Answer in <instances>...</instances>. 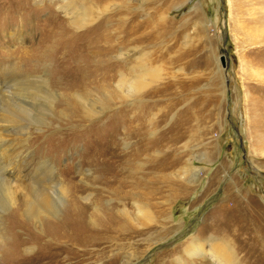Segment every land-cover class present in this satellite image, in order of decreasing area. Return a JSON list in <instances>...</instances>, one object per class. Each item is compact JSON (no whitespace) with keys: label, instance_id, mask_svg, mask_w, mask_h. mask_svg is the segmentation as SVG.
<instances>
[{"label":"rangeland","instance_id":"374dc122","mask_svg":"<svg viewBox=\"0 0 264 264\" xmlns=\"http://www.w3.org/2000/svg\"><path fill=\"white\" fill-rule=\"evenodd\" d=\"M57 1L0 0V118L11 116L16 125L5 130L0 121V137L7 140L0 141V264H21V256L7 261L4 252L14 234L23 233L18 225L10 233L8 217L34 186L40 162L78 173L109 141L129 159L122 176L136 231L102 232L86 249L80 246L75 259L67 261L64 253L49 264H211V254L186 252L192 238L210 234L233 248L232 264H264V0H77L95 19L79 27ZM134 25L137 32L128 35ZM127 36L140 39L154 71L133 98H123L114 81L104 87L97 76L78 90L102 105V113L89 119L82 106L74 114L64 95L45 91L40 75L55 59L87 56L88 68L104 73L111 58L100 51ZM158 86L167 88L158 92ZM149 141L148 155L134 159ZM7 163L12 175L3 170ZM75 181L86 193L98 188L93 176ZM96 193L101 199L89 209L90 227L97 229L107 210L129 223L114 193ZM51 196L58 208L48 216L60 217L63 203ZM136 204L147 205L151 220L136 213ZM22 219L50 239L42 224H31L33 216L23 213ZM53 250L57 246L39 250L42 259ZM36 251L30 243L21 255Z\"/></svg>","mask_w":264,"mask_h":264},{"label":"bare ground","instance_id":"6f19581e","mask_svg":"<svg viewBox=\"0 0 264 264\" xmlns=\"http://www.w3.org/2000/svg\"><path fill=\"white\" fill-rule=\"evenodd\" d=\"M77 3V0H58L56 6H58V9L64 13V16H66L67 19H71L70 22L77 25V27L94 21L95 19L90 13L91 7L89 8L85 3L80 2L79 5H82V11H80L78 10L79 5H77ZM60 25L65 28L64 21H60ZM140 26L141 25L139 24V27ZM135 28V25L132 26L128 35L137 32L135 31ZM139 40V38H130L127 36L117 44H108L104 46L100 51L102 52L101 55H104V57L109 56V58H111V62H107L108 60L106 61L107 66L105 67L106 72L104 73H100L98 71L100 69H89L90 58L87 56L86 58L80 55L62 56L55 59L53 66H50L49 70L40 75L42 82H44L45 85V87L43 85L45 91H50L49 93L51 95H56L59 98H62L64 95V104L71 105L70 107L74 114L79 115V106H82L84 112L83 115L87 116V118L95 117L97 113L101 112L103 110L102 105L97 101L95 102L92 98L84 97L78 90L82 86H86V84H91L97 76H101L99 81L103 82L104 87L107 88L109 85L111 86L114 81L115 87L117 88L116 90L123 94V98H133L153 81L154 72L150 69V65H148L149 52L138 47L137 43ZM115 59L123 60V66L115 65ZM114 69L115 71L112 74L110 71ZM52 82L54 88L50 86ZM1 84L2 82L0 83V91L2 90ZM3 88L5 89V87ZM166 88L167 87L164 88L158 86L157 88H154V90L164 92ZM147 93L151 94L153 93V90L144 92V95ZM71 95L74 96L72 102L70 99ZM77 105L79 106L76 107ZM9 117H2L0 118V121L7 124L5 130L10 129L12 131L15 129L16 125ZM0 141L3 144L7 142L3 137H0ZM97 141H101L100 137ZM149 142L137 148L136 152L132 154V157L136 159L144 153L148 155L150 151L149 148L152 144V142ZM113 143L114 141H109V144L106 143L103 148H99L91 165L86 168L81 167L78 173H75L71 167L61 169L59 167L57 168L55 165H51V163H47L46 161L40 162V166L32 174L35 183L34 186L27 187L26 196L22 198L21 202L15 204L14 209L8 217L11 220L10 233L14 234L13 230L16 225L22 228L23 233L14 234V236L12 235L13 240H11L4 249L7 261L14 257L18 258V256H21V264H49L54 257L64 253L66 254L67 261L73 260L75 259V256L81 255L78 248L82 246L86 249L88 245L90 246V244L97 240V234H101L102 232H119L122 234L135 233L136 228L135 224H133L135 219H132L133 215H130L126 204L128 201L125 202L126 194L128 196L130 193L129 190L125 189V181L122 176L126 171L125 166L129 163V159L125 160L126 155L122 154L120 149H116V146ZM156 143H159V141ZM155 160L156 158H150V162H155ZM161 163H165L164 157L161 159ZM9 165V163L5 164L3 170L12 175L13 172L8 170ZM174 165L175 163L171 166ZM188 166L191 171V165L188 164ZM61 172L63 175H61ZM59 175L61 177H59ZM78 175H81V177L93 176V180H95V183L97 184H95V186L99 189L97 188L95 191L86 193L87 189L83 188L75 181ZM192 175L196 176V172ZM103 191L114 193L117 196L118 203L116 202V206L120 207L118 209L119 212L123 213L125 217L130 218L128 224L122 223L121 217H119L117 213L108 212L107 210L103 215L99 214L102 216V219L101 225L97 229H93L89 226V223H87L88 221L86 222L89 209L93 204L97 205V200L101 199V197L98 198V195L96 196V192L102 196L105 195ZM51 193H56L59 202L63 203L64 209L60 217L48 216V212L58 208V204L53 201ZM84 193H86L85 196H83ZM5 194L6 201L11 203V197L7 196V192H5ZM135 207L137 210L136 213H139V215L145 220H151L152 215L147 205L136 204ZM234 212L229 210L230 214H234ZM23 213L33 216V220L30 221L31 224L35 221L36 223H40V225L42 224L45 229V234L49 235L50 239L44 240L43 236L33 231L30 223L22 219ZM41 215L45 217L44 221L41 219ZM217 221H213L211 224L212 227L210 228H213V225L215 227ZM30 243L35 244L38 251L32 256L21 255L22 248L29 246ZM52 246H57L58 251L56 250L54 252L53 250L48 256L44 257L45 259H42L39 250L42 252H48ZM232 249L233 248L229 246L226 240L220 239L214 234H210L206 238H192L186 246V252L190 257L204 255L206 259H209V254H211L213 257L211 261L214 260L211 264H232L233 262H236L234 261V253ZM7 261L3 259V263ZM10 262L7 263L11 264Z\"/></svg>","mask_w":264,"mask_h":264}]
</instances>
